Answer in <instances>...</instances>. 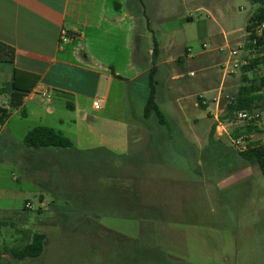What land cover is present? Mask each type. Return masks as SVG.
<instances>
[{
    "label": "crops",
    "instance_id": "1",
    "mask_svg": "<svg viewBox=\"0 0 264 264\" xmlns=\"http://www.w3.org/2000/svg\"><path fill=\"white\" fill-rule=\"evenodd\" d=\"M141 18L135 0H0V40L16 49V68L40 76L23 106L1 127L0 151L25 156V173L35 175L36 180L43 157L52 164L47 179H55L58 167L72 181L81 171L89 172L87 176L95 172L108 197L95 203L100 206L87 214L88 219L99 221L100 229L133 239L135 251L153 257L150 264H197L179 251L183 233L176 225L199 219L197 214L204 210L213 212L209 184L220 189L246 185L240 194L246 197V210L254 211L252 172L259 166L249 162L221 165L217 163L221 155L213 154L179 123L175 131H168L154 117L136 112L144 109L148 92L138 94L137 100L131 84L148 75L153 51L149 46L146 55L141 53ZM158 43L161 55L165 45ZM107 55L121 56L115 63ZM186 55L190 56V49ZM176 61L184 63L180 57ZM126 71L132 78L124 76ZM12 76V69L0 70V88ZM186 83L181 74H175L171 87L161 91L178 93L176 106L190 123L185 114ZM8 102V95H0V106L8 107ZM17 113L20 123H12ZM39 125L64 133L75 149L35 150L14 144L16 135L21 133L24 140ZM0 164L4 168L7 163L0 159ZM16 178L12 173L11 180ZM2 180L0 171V211H6L10 209L7 192L12 189ZM199 186L204 195L191 200L198 196ZM191 215L195 219H189Z\"/></svg>",
    "mask_w": 264,
    "mask_h": 264
},
{
    "label": "rangeland",
    "instance_id": "2",
    "mask_svg": "<svg viewBox=\"0 0 264 264\" xmlns=\"http://www.w3.org/2000/svg\"><path fill=\"white\" fill-rule=\"evenodd\" d=\"M144 5L141 53L147 54L149 46L154 45V39L165 45L158 58L157 101L172 123L168 131H175L179 123L184 130L197 135L208 145L210 131L218 123L216 135L221 145L218 148L221 156L217 163L227 166L245 164L247 161L239 156L237 149L246 147L248 143L233 141L230 136L232 126L222 124L218 119L225 111L227 99L242 85L240 69L229 73L234 62L231 50L239 51V59L248 55L243 49L247 39L246 26L259 5L252 0H144ZM84 50L83 45L82 52ZM107 56L108 60L116 63L121 55ZM179 57L184 59L183 64L176 61ZM120 64L121 61L119 68H122ZM263 73L264 66L249 73V77L259 78ZM124 74L129 79L133 76L127 71ZM175 74H181V79L187 82L183 92L187 105L185 114L190 123L184 121L183 112L176 106L178 93L161 91L162 87H171ZM147 80L148 75L132 82L133 98L135 96L139 100L138 94L148 92ZM200 99L208 105L207 109L201 107ZM197 103L199 106L195 105ZM136 112L144 115V109ZM260 113L256 121L263 132L255 134L252 139L264 143V102ZM20 119V113H17L12 123H20ZM20 135H16L15 145L23 143ZM0 159L7 163L4 168L0 164L2 182L12 189L7 192L10 209L0 211V264H150L148 261L153 257L148 252L135 253L131 246L121 242L122 237L117 231L100 229L97 226L99 221L88 219L87 214L100 206L95 203H101L108 197L95 172L87 176L89 172L85 171V175L81 171L76 181H72L69 173L60 172L58 167L55 179H47V171L52 164L43 157L40 160L41 173H37L36 180L35 175L25 173V156L20 152L2 150ZM259 169L252 172L254 211L246 210V197L240 194L246 185L220 189L209 184L208 192L215 203L213 212L204 210V214H197L199 219L176 225L183 233L179 251L186 253L190 262L264 264V176ZM12 173L17 181L11 180ZM204 193L205 190L201 191L199 186L198 196H191V200H198ZM27 204L29 206L25 207ZM189 219L195 218L191 215ZM112 223L117 224L116 221ZM36 232L47 235L40 257L14 260L6 253L7 247L30 242Z\"/></svg>",
    "mask_w": 264,
    "mask_h": 264
},
{
    "label": "trees",
    "instance_id": "3",
    "mask_svg": "<svg viewBox=\"0 0 264 264\" xmlns=\"http://www.w3.org/2000/svg\"><path fill=\"white\" fill-rule=\"evenodd\" d=\"M252 1L258 4L259 7L248 19L245 49L249 50L253 57H246L248 62L240 66L242 85L236 94L231 95L227 99L225 111L220 115L218 120L222 124L226 123L232 126L230 136L233 141L237 142L242 140L248 143L246 147L237 149V152L244 161L256 163L264 176V144L260 141H253L252 139V136L255 134L263 132L258 127L256 121L259 118L252 117L247 120H242V124H239L241 120L238 119V113L241 111H261V103L264 102V73L259 78L249 77V73L261 70L264 66V28L262 29L264 24V0ZM135 4L139 12L145 16L144 0H135ZM152 50V66L148 71V93L144 107V117H154L159 127L170 130L172 123L167 113L163 111L157 101L159 92V80L157 78L159 67L157 60L160 49L159 43L155 39ZM15 59L16 49L0 40V70L8 68L12 69L13 73L11 82L5 87L0 88V95L9 96L8 107L0 106V129L11 117L12 110L21 108L24 104L25 97L33 92L40 82V76L38 74L16 68L14 66ZM199 104L204 109L208 108V105L203 103V99H200ZM217 126L218 123L212 127L209 135V144L207 146V149L211 150L213 154H218V148L221 147L218 140L215 139ZM23 144L27 148L35 150L55 148L71 151L75 149L73 140L70 137L45 125L35 126L29 130L24 137ZM46 241V234L36 232L33 234L30 242L7 247L5 251L14 260L38 258L44 252ZM121 242L131 245V248H133V244L135 243L133 239L128 237H122ZM138 252L142 251L138 250L135 253Z\"/></svg>",
    "mask_w": 264,
    "mask_h": 264
},
{
    "label": "built area",
    "instance_id": "4",
    "mask_svg": "<svg viewBox=\"0 0 264 264\" xmlns=\"http://www.w3.org/2000/svg\"><path fill=\"white\" fill-rule=\"evenodd\" d=\"M264 28V24L262 26V29ZM62 36H63V40H66V32L63 31L62 32ZM205 46V45H204ZM243 49L244 51H247L248 52V55H246L245 57H242L241 59L237 58L238 54H239V51L238 50H231V56L234 58V62H233V69L229 72L230 74H233V73H236L237 70L240 69V66L242 64H246L248 61L246 60V57H253V55L250 53L249 50L245 49V45L243 46ZM94 106L96 108H99L100 107V103L99 101H95L94 102ZM260 111H254V112H247V111H241L238 113V119L240 120H247V119H250L252 117H255V118H260ZM237 143H241V141H237ZM29 206V204H27V207Z\"/></svg>",
    "mask_w": 264,
    "mask_h": 264
}]
</instances>
